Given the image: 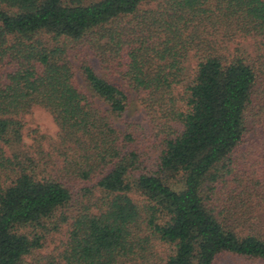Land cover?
I'll list each match as a JSON object with an SVG mask.
<instances>
[{
  "label": "trees",
  "instance_id": "trees-1",
  "mask_svg": "<svg viewBox=\"0 0 264 264\" xmlns=\"http://www.w3.org/2000/svg\"><path fill=\"white\" fill-rule=\"evenodd\" d=\"M263 69L264 0H0V264L264 263Z\"/></svg>",
  "mask_w": 264,
  "mask_h": 264
},
{
  "label": "rangeland",
  "instance_id": "rangeland-1",
  "mask_svg": "<svg viewBox=\"0 0 264 264\" xmlns=\"http://www.w3.org/2000/svg\"><path fill=\"white\" fill-rule=\"evenodd\" d=\"M241 42V41H240ZM241 44L242 47L246 50L248 54H250V58L255 61L258 58V54L254 47L251 44V40L243 41ZM250 44V45H249ZM91 62L95 70L102 76H106V73L103 72L100 63L92 58ZM264 73V69H263ZM264 78V76H263ZM259 84L264 87V79L263 82L259 81ZM129 92V106L124 114L123 122L119 123V126L123 129L127 124H130L133 127V132L137 137H143V139L150 134H152L151 130V122L150 118L147 114L145 107L141 104L137 93L128 90ZM264 107V97L259 98L258 95L254 94L253 98V107L249 110L248 113V129H250L249 137L254 136L261 130V123L264 120V111L261 110V107ZM28 124L30 128L38 129L41 133L46 134L51 138H56L58 134V127L54 122L52 115L44 110L43 108L36 107L32 114L27 117ZM262 143H264V137L261 139ZM66 229V228H64ZM65 231L63 230L58 233H52L49 237V243L42 250L44 254H52L56 253L59 245L66 240ZM217 264H264L259 261L251 260V259H240L236 257H231L227 255H223L219 258Z\"/></svg>",
  "mask_w": 264,
  "mask_h": 264
}]
</instances>
